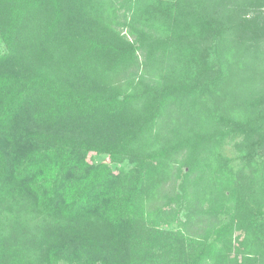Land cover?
I'll return each mask as SVG.
<instances>
[{"label":"trees","instance_id":"1","mask_svg":"<svg viewBox=\"0 0 264 264\" xmlns=\"http://www.w3.org/2000/svg\"><path fill=\"white\" fill-rule=\"evenodd\" d=\"M127 6L0 0V264H264V0Z\"/></svg>","mask_w":264,"mask_h":264},{"label":"rangeland","instance_id":"2","mask_svg":"<svg viewBox=\"0 0 264 264\" xmlns=\"http://www.w3.org/2000/svg\"><path fill=\"white\" fill-rule=\"evenodd\" d=\"M119 11H118V15L120 17L121 20H123V18L128 17L131 15V12L128 11V9H130V7L127 6V1L128 0H114ZM134 1V0H132ZM7 52V49L4 45V43L2 42L1 38H0V56H3L4 54H6ZM226 153L230 156V157H234L236 152L234 150H232V148L228 147L227 148V151ZM89 160L90 161H94L96 163H102V162H108L109 163V160H108V157L107 156H99L95 153H91L89 155ZM113 169L115 171V173L119 174L122 170H126L128 169V165L127 164H119V165H113ZM11 217H15L16 218V215H21L20 218L24 219L25 221H30L29 225H32V226H36V225H45L46 222L43 221V219L39 218L37 219V217L33 216V215H27L26 212L22 209V207H17L16 208V211L13 210V211H10V213H8ZM14 218V219H15Z\"/></svg>","mask_w":264,"mask_h":264}]
</instances>
